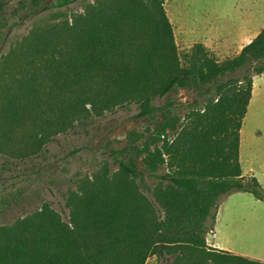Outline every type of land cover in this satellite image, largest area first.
Wrapping results in <instances>:
<instances>
[{
  "label": "trees",
  "instance_id": "trees-1",
  "mask_svg": "<svg viewBox=\"0 0 264 264\" xmlns=\"http://www.w3.org/2000/svg\"><path fill=\"white\" fill-rule=\"evenodd\" d=\"M53 1L62 9L78 0ZM165 2L96 0L34 28L0 57L1 155H38L79 123L129 104L155 120L118 153L117 171L79 181L67 198L69 221L45 204L0 228V264H147L152 256L264 264L207 242L223 196L264 201L240 158L254 78L264 75V29L234 57L221 60L203 43L182 56ZM179 90L203 98L184 120L172 102L155 104ZM146 176L158 180L152 198Z\"/></svg>",
  "mask_w": 264,
  "mask_h": 264
},
{
  "label": "rangeland",
  "instance_id": "rangeland-1",
  "mask_svg": "<svg viewBox=\"0 0 264 264\" xmlns=\"http://www.w3.org/2000/svg\"><path fill=\"white\" fill-rule=\"evenodd\" d=\"M95 1L78 0L57 9L53 0H0V57L8 54L34 28L83 12L86 4ZM261 1L166 0L181 55L208 40L209 35L214 36L216 30L229 22L246 18L260 8ZM216 55L221 60L229 58L228 54ZM202 99L197 92L179 90L156 100L155 104L163 106L172 102V109L184 120L196 102L202 107ZM154 124V119L140 117L138 104L134 103L79 123L73 130L56 137L38 155L16 160L0 154V228L40 211L45 204L69 221L66 202L79 181L92 178L105 167L117 171L118 153L132 144L133 133L148 135ZM177 135L178 132H170L168 138L175 139ZM240 158L246 176H255L264 189V76L256 79V92L242 130ZM138 164L143 170L142 162ZM165 172L163 168L161 174ZM157 184V179L146 176L143 190L148 197H153L152 190ZM219 207L215 241L232 252L264 259V201L250 193L238 192L223 196ZM213 222L210 219L208 225L212 227ZM210 239L214 242L212 235ZM147 264L164 262L159 256H152Z\"/></svg>",
  "mask_w": 264,
  "mask_h": 264
},
{
  "label": "crops",
  "instance_id": "crops-1",
  "mask_svg": "<svg viewBox=\"0 0 264 264\" xmlns=\"http://www.w3.org/2000/svg\"><path fill=\"white\" fill-rule=\"evenodd\" d=\"M263 29H264V0L261 1L260 8H258L257 10L254 9L251 12V14L246 16V18H243L242 20L237 22H229V24H227L226 26L216 30L214 36L209 35L207 37L208 40L202 41V43L205 44L206 47H208L215 54H228L229 57H233L231 54H235V56L240 54L241 51L244 49V47L250 44L261 33ZM223 58L226 59V57ZM257 77L259 76H255L254 78V94L256 92ZM244 175L246 174L244 173ZM239 193H245V192H239ZM229 196L230 195H227L225 197H229ZM220 209L221 207H219L216 215V219L213 222V230L208 235V244L211 247L232 252L231 250L221 247L215 241L216 231H217L218 223L220 221ZM211 235L214 238V242H212L210 239ZM233 253L248 257L253 260H259L264 262V259H261L260 257L257 256H251L237 252H233Z\"/></svg>",
  "mask_w": 264,
  "mask_h": 264
},
{
  "label": "built area",
  "instance_id": "built-area-1",
  "mask_svg": "<svg viewBox=\"0 0 264 264\" xmlns=\"http://www.w3.org/2000/svg\"><path fill=\"white\" fill-rule=\"evenodd\" d=\"M168 133H170V132H168Z\"/></svg>",
  "mask_w": 264,
  "mask_h": 264
}]
</instances>
